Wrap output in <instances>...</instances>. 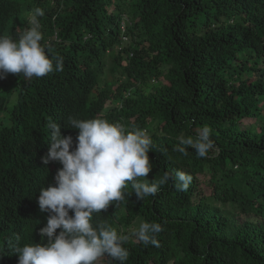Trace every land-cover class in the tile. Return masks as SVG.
Instances as JSON below:
<instances>
[{
	"label": "trees",
	"instance_id": "trees-1",
	"mask_svg": "<svg viewBox=\"0 0 264 264\" xmlns=\"http://www.w3.org/2000/svg\"><path fill=\"white\" fill-rule=\"evenodd\" d=\"M37 8L40 43L63 71L26 78L0 103V204L22 196L5 187H33L26 173L59 163L41 160L50 122L106 119L146 130L149 181L193 176L187 191L169 181L143 200L128 182L125 214L109 221L129 237L125 264H264V0H0V25ZM203 126L215 148L201 158L181 139ZM140 221L162 226L159 247L138 241Z\"/></svg>",
	"mask_w": 264,
	"mask_h": 264
},
{
	"label": "clouds",
	"instance_id": "clouds-1",
	"mask_svg": "<svg viewBox=\"0 0 264 264\" xmlns=\"http://www.w3.org/2000/svg\"><path fill=\"white\" fill-rule=\"evenodd\" d=\"M43 15L37 8L22 17L24 24L0 25V103H11L7 97L22 89L26 78L63 71V58L51 57L40 43L36 17ZM59 35L54 28V39ZM2 111L0 107V117ZM69 123L78 130L76 138L70 128L67 132L49 123L51 141L41 160L44 165L59 163L41 174L26 173L33 187L16 181L4 188L22 196L17 203L0 204V264H107L110 258L125 264L129 237L120 234L118 222L109 221L125 214L121 202L128 182L136 198L143 200L155 196L169 181L177 191H187L193 181L183 171L175 176L165 172L158 181L146 178L154 167L146 130L126 131L121 123L100 118H69ZM210 135L211 128L203 126L195 138L181 139V144L204 158L215 148ZM5 138L10 139L0 128V141ZM177 151L188 154L186 147ZM138 178L145 180L138 182ZM161 231L159 223L142 222L134 235L145 246L159 247L156 234Z\"/></svg>",
	"mask_w": 264,
	"mask_h": 264
},
{
	"label": "rangeland",
	"instance_id": "rangeland-1",
	"mask_svg": "<svg viewBox=\"0 0 264 264\" xmlns=\"http://www.w3.org/2000/svg\"><path fill=\"white\" fill-rule=\"evenodd\" d=\"M105 112H106V110L104 109V111H103L102 113H105ZM250 121H252V120H247V121H245L244 124H242L243 127H246L245 124L248 125V123H250ZM141 223H142V222L140 221V222H139V225H140Z\"/></svg>",
	"mask_w": 264,
	"mask_h": 264
}]
</instances>
